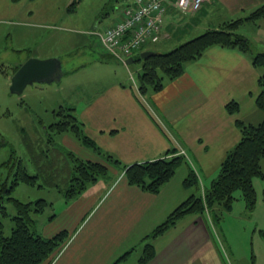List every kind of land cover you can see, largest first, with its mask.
Listing matches in <instances>:
<instances>
[{
  "label": "crops",
  "instance_id": "crops-1",
  "mask_svg": "<svg viewBox=\"0 0 264 264\" xmlns=\"http://www.w3.org/2000/svg\"><path fill=\"white\" fill-rule=\"evenodd\" d=\"M73 1L0 0V23L9 26L6 36L12 41V50L24 53L13 65H21L29 57H57L62 63V76L53 81L58 85L41 87L46 96L42 98L47 100H33L31 91V98L22 104H49L53 111L61 105L73 107L86 134L124 164L162 157L174 145L185 151L188 161L157 193L130 184L124 170L115 169L110 179L97 181L70 202L63 200L60 206L67 209L68 217L61 224L48 226L45 234L66 229L70 236L50 264H112L124 253L116 264H193L198 258L200 264L210 242L206 216H182L153 240L156 256L148 263L140 262L143 238L191 195V188L183 183L190 169L204 189L209 187L207 181L218 175L221 162L241 138L238 120L253 124L261 120L256 104L260 69L240 48L213 45L188 62L180 76L164 78L159 90L149 88L143 93L139 81L132 86L118 76L110 66L114 57L99 52L98 45H103L94 38L95 30L118 19V7L124 1L113 2L101 18L97 3L106 4L107 0H79L70 10ZM262 3L264 0H206L200 9L183 12L171 0L159 40L162 46L158 42L145 45L138 53L169 51L183 39L192 38L186 37L244 16ZM180 18L188 21L178 25ZM262 26L245 29L256 52L264 50V43L257 38ZM84 30L90 34L85 39L78 35ZM129 59L138 60L136 54ZM121 63L130 68L129 62ZM9 73L11 83L15 72ZM232 101L238 103L233 112L227 109ZM78 142L85 148L83 155L77 151L78 155L96 156L92 148Z\"/></svg>",
  "mask_w": 264,
  "mask_h": 264
},
{
  "label": "trees",
  "instance_id": "trees-1",
  "mask_svg": "<svg viewBox=\"0 0 264 264\" xmlns=\"http://www.w3.org/2000/svg\"><path fill=\"white\" fill-rule=\"evenodd\" d=\"M79 0H74L70 10ZM264 17V3L252 9L247 15L238 16L222 22L217 27H210L193 36L166 52H155L145 58L140 54L137 58L142 63L139 74V89L145 92L149 88L159 90L163 86L164 78L180 76L188 62L200 57L204 51L213 45L238 47L252 56L254 65L260 69V91L256 104L262 113L258 123H246L238 120L241 138L233 149L228 151L221 162L218 175L211 186L203 194L192 193L180 203L164 220L157 224L145 237L152 240L163 234L169 227L175 225L184 215L197 213L202 215L208 209L212 216H217L216 208L229 210L235 199V191L240 190L249 208L256 202L254 176L264 177L262 159L264 158V50L254 51L249 38L240 31L243 22L258 20ZM20 65L11 66L15 72ZM9 68L0 64V71L7 73ZM231 112L238 110V103L232 101L227 104ZM57 117L45 126L47 130V146L36 147L30 142L29 150L35 173H29L22 159L11 156L0 164V214L8 215L6 200H12L15 214L10 218L13 226L10 234H5L4 224L0 220V264H50L57 252L68 240L70 233L62 229L50 236H43L36 231L32 212H43L52 202L44 198L23 202L12 196L15 187L20 183L37 185L39 187H56L64 193L67 201L82 194L89 183L98 178L110 179L112 168L124 170L130 184L137 185L149 192L157 193L177 172L178 168L188 159L184 153H179L178 147L173 146L162 157L124 164L115 155L98 147L85 134L82 122L74 112V108L61 105L54 111ZM58 133H72L79 141L92 148L100 160L82 157L64 145H54V150L48 149L53 143L54 135ZM48 147V148H47ZM43 148V149H42ZM111 167V168H110ZM187 188L197 192L200 181L194 169H190L183 180ZM55 214L51 215L52 218ZM155 253L153 241L146 242L140 262L145 263ZM127 253L121 255L112 264L123 259Z\"/></svg>",
  "mask_w": 264,
  "mask_h": 264
},
{
  "label": "rangeland",
  "instance_id": "rangeland-1",
  "mask_svg": "<svg viewBox=\"0 0 264 264\" xmlns=\"http://www.w3.org/2000/svg\"><path fill=\"white\" fill-rule=\"evenodd\" d=\"M118 1L119 0H107L106 4L97 3L98 18H101L107 11H109V9H111L113 2L117 3ZM245 15L247 14H244V17ZM187 21L188 18L182 20L180 18L178 25H183ZM259 24L264 25V17L259 18L257 21H248V19H246L241 25L240 31L246 37H248L246 35L247 32H245V29L250 28L251 30H255L256 26ZM87 26H89V28L91 27L90 25ZM260 30H262V32L257 38L258 40L263 41H259L260 43H264V26H262ZM8 31L9 26H7V24L0 23V64H3L9 68L7 73L0 71V164L3 161L8 160L13 155L22 159L29 173L34 174L35 168L30 159L31 156L28 145L30 146V142H32L34 151H37L35 149L38 147V145L40 149L43 146H47V138L49 137L45 126L54 121L57 117L55 116L54 111L50 109L49 104H37L33 107H27L25 104H22V100L30 99L31 97L29 93L31 91H34V97H32L33 100H47V98H42L46 96H44V92L41 87H43V89H49L48 87H56L58 83L36 82L34 84H28L21 94L11 92V83L8 72L12 73L11 66L13 65L14 60H16L18 57H23L24 53L22 55H18L14 50H12V41L10 37L8 38L6 36ZM196 32H198L197 29ZM46 34H49V32ZM197 34L199 33L192 34L186 38L193 37ZM78 35L85 39V37L89 36L90 34H88V30H84ZM94 36V38L96 39L97 37L98 40L99 36ZM73 39L75 40V38ZM185 40L186 39H183L177 43V46L185 42ZM98 41L101 43L100 40ZM66 42L71 43L72 41L71 39H67ZM162 43L163 41H158L157 44H159L158 46H162ZM153 44L156 43H152V45ZM253 44L255 45V43ZM98 47L99 52L103 51L102 53H108V51L103 46L98 45ZM81 49L83 54L85 47L82 45ZM114 58H110V66L112 69L116 70L118 76L128 83H131L132 86L138 84L139 72L142 70L143 61H141V59H136V61L130 63V68H128L127 66H124L123 63ZM125 77L127 79H125ZM50 84H52V86H50ZM47 108L50 110H47ZM58 108L59 106L56 107L55 110ZM53 137V143H51V146H48L49 148L47 147L49 150L51 148L54 150L55 144L64 145L67 149L73 150L75 153L79 151L83 155L85 148L82 147V145L78 142L79 140L77 141L76 137L72 133H69L68 137H66V133H58ZM179 153H182L181 149H179ZM90 158L94 160H100L98 155ZM262 167L264 169V158L262 159ZM114 170L115 168L110 169L109 174H112ZM104 179L105 178H98L96 181H92L88 184L85 191L97 181ZM211 181L212 179H210L209 183L207 181L206 186L210 187L212 183ZM253 183L257 195L255 206L253 208H249L247 206L241 191L236 190L234 193L235 199L232 203V207L229 210L224 211L220 206H217V216H212L208 209H206V211L202 214L208 219L210 242L207 245V256L200 258V264H264V177L260 175L254 176ZM209 187L204 189V185L202 187L201 184L197 192L192 191V193L201 194L202 192L204 194L205 191L209 189ZM12 196L23 202L35 201L39 198H44L47 201L52 202V204L47 206L43 212H32V216L35 220L36 231L43 236H49L45 234L46 228H48V226L50 228L52 226H56L57 224H61L68 217V213L66 212L67 209H63V206H60V203H62L63 200H67L64 197V193L60 192L56 187H39L37 185L20 183L15 187ZM5 205L10 216L15 214V205L12 200H6ZM53 214L55 215L50 218V216ZM10 216H4L0 214V220L4 224L5 234L7 235L11 233V228L13 226V220L10 218ZM153 240L151 237H144V247L146 242ZM142 254L143 251L140 253V257ZM134 256H136V253H134ZM155 256L156 249L154 256L145 263L151 261ZM198 259H196L193 264H197Z\"/></svg>",
  "mask_w": 264,
  "mask_h": 264
},
{
  "label": "built area",
  "instance_id": "built-area-1",
  "mask_svg": "<svg viewBox=\"0 0 264 264\" xmlns=\"http://www.w3.org/2000/svg\"><path fill=\"white\" fill-rule=\"evenodd\" d=\"M121 15L107 28L97 29L102 45L116 59L126 63L145 45L158 42L163 33L167 6L171 0H123ZM175 6L190 12L200 9L206 0H173ZM185 154V151L181 149Z\"/></svg>",
  "mask_w": 264,
  "mask_h": 264
},
{
  "label": "water",
  "instance_id": "water-1",
  "mask_svg": "<svg viewBox=\"0 0 264 264\" xmlns=\"http://www.w3.org/2000/svg\"><path fill=\"white\" fill-rule=\"evenodd\" d=\"M155 51L146 50L140 55L141 58L153 55ZM129 63L133 59L128 60ZM63 72L61 60L57 57L37 58L29 57L23 62L11 77V92L21 94L28 84L52 83L61 78Z\"/></svg>",
  "mask_w": 264,
  "mask_h": 264
}]
</instances>
